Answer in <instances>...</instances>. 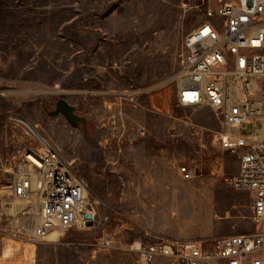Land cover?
Wrapping results in <instances>:
<instances>
[{
    "label": "rangeland",
    "instance_id": "374dc122",
    "mask_svg": "<svg viewBox=\"0 0 264 264\" xmlns=\"http://www.w3.org/2000/svg\"><path fill=\"white\" fill-rule=\"evenodd\" d=\"M216 4L217 0H0V95H6L0 96V134H10L5 129L10 115L27 120L60 150L96 203L94 226L41 242L37 264H142L137 243L211 245L254 232L250 194L224 182L236 174L239 164L237 155L220 148L218 135L225 129L208 107L177 103L184 41ZM131 95L143 109L133 113L123 106L121 112L130 117L126 119L115 113L119 107L109 104L125 105ZM61 99L83 115L98 112L99 118L85 131L79 126L77 130L63 116L50 115ZM90 130L97 138L121 137L122 142L142 134L146 147L128 150L124 144L119 149L115 145L99 158L94 143L92 155L102 168L89 174L90 139L85 135ZM250 133L251 128L242 131ZM17 137L23 141L21 133ZM146 156L159 159L162 171L156 189L150 191L138 184L144 178L139 166L145 165ZM114 157L120 158L118 166L125 164L132 173H112L114 166L107 159ZM181 167L192 171V180L183 179ZM128 178L135 182L129 192ZM13 245L0 254V264H13L8 259ZM155 264L181 263L159 258Z\"/></svg>",
    "mask_w": 264,
    "mask_h": 264
},
{
    "label": "built area",
    "instance_id": "2783aa9c",
    "mask_svg": "<svg viewBox=\"0 0 264 264\" xmlns=\"http://www.w3.org/2000/svg\"><path fill=\"white\" fill-rule=\"evenodd\" d=\"M206 17L184 41L177 103L208 107L225 129L218 143L237 155L239 164L224 182L250 194L254 232L211 245L137 243L142 264H155L159 258L181 264H264V0H217ZM127 100L136 104L134 95ZM246 128H251L249 135L242 134ZM5 129L10 134L5 132L0 156V254L14 243L8 257L13 264H37L41 242L91 229L86 215L94 226L96 203L86 182L36 127L10 115ZM180 173L193 179L187 167Z\"/></svg>",
    "mask_w": 264,
    "mask_h": 264
},
{
    "label": "crops",
    "instance_id": "0c3cea01",
    "mask_svg": "<svg viewBox=\"0 0 264 264\" xmlns=\"http://www.w3.org/2000/svg\"><path fill=\"white\" fill-rule=\"evenodd\" d=\"M0 96H1V98H6L5 94H1ZM125 102H126L125 105H123V103L121 101H119V103H113V104H109V105L110 106L113 105L115 107H119V108H115V113L116 112L120 113L119 116H123L126 119H130V117H128L126 113L123 114V112H121L122 111L121 108L123 106L129 108V110L132 111L133 113L143 109L141 104L138 103V99L137 98H136V104L129 103V101L127 99H125ZM72 107L74 108L75 113L77 115H79L81 117V119H82V121L77 126H74V128L79 126L80 127L79 128L80 131H82V130L85 131V129H87V127H90V125L92 126L94 121L99 118L98 117V115H99L98 112H96V115H93L94 114L93 112H90V114L87 113V114L83 115L80 112L81 109H77L76 106H72ZM110 118H113V117H109L108 120H110ZM76 129L78 130V128H76ZM85 136L89 137V139H90L89 149L91 151L90 152L91 154L88 157V159H86V163L88 165L89 174L100 173L101 172V168H102L101 165H100V162L95 160L94 156L92 155V151L94 150V148H93V146H94L93 144L94 143H96L95 149L99 153L100 152L101 153L102 152H104V153L108 152L111 147H114V149H115V145H117V148L119 149L121 147V144H124V145L127 146L128 150H134L135 148L146 147V143H147L146 140H144V135H142V134L141 135H138V134L133 135L130 139H128V140L125 139L123 142L121 140V137L118 138L117 140L111 139L108 136H105V137H102V138L101 137L97 138L94 135L92 130H90V134L85 135ZM6 138H7L6 133L2 132L0 134V139L3 141L1 145H4L3 143L7 142ZM79 138H80V140L78 141V143L80 144V146H82L81 145L82 144V141H81L82 134H81V132H80ZM137 142H138L139 146L136 144ZM1 151H3V150L1 149ZM101 153L99 154L100 155L99 158L102 157ZM106 158H107V156H106ZM119 159L120 158H118V157H114L110 161H109V158L107 159V164H111L112 163V165L114 166L113 170H112V173L121 172L123 175L126 174V173L127 174H131L133 170L129 166H126L125 164L122 165V166H118ZM144 160L146 161L145 165L144 166H139V168L142 170L144 178L142 179V181L138 182V184H140L141 187L143 188V190H145V191L155 190L156 189V183H159L160 180H161L162 171H161L160 161H159V159H156L155 156L153 158H151L149 156H146V158ZM156 163H157V165H156ZM136 169H137V167H135V170ZM107 182H108V180H107ZM125 183L128 185V187H127L128 188V192H129L131 186H133L135 184V182L133 180H131V178H128L127 182L125 181ZM127 199H128V202L131 203L132 197H131L130 193L128 194ZM217 264H224V263H217Z\"/></svg>",
    "mask_w": 264,
    "mask_h": 264
},
{
    "label": "water",
    "instance_id": "95a60500",
    "mask_svg": "<svg viewBox=\"0 0 264 264\" xmlns=\"http://www.w3.org/2000/svg\"><path fill=\"white\" fill-rule=\"evenodd\" d=\"M50 115L53 117L63 116L72 126H77L82 121L81 117L75 113L74 108L64 99L57 102L55 111H52ZM91 218V215H86V219L89 220L87 224L89 227H93Z\"/></svg>",
    "mask_w": 264,
    "mask_h": 264
},
{
    "label": "bare ground",
    "instance_id": "6f19581e",
    "mask_svg": "<svg viewBox=\"0 0 264 264\" xmlns=\"http://www.w3.org/2000/svg\"><path fill=\"white\" fill-rule=\"evenodd\" d=\"M57 239V236L56 235H53V236H51L50 238H48V240H50V241H54V240H56Z\"/></svg>",
    "mask_w": 264,
    "mask_h": 264
}]
</instances>
